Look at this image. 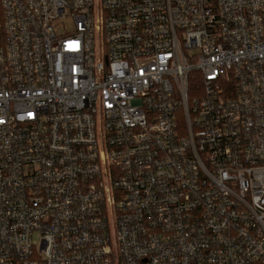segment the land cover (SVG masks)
I'll list each match as a JSON object with an SVG mask.
<instances>
[{
	"label": "built area",
	"instance_id": "2783aa9c",
	"mask_svg": "<svg viewBox=\"0 0 264 264\" xmlns=\"http://www.w3.org/2000/svg\"><path fill=\"white\" fill-rule=\"evenodd\" d=\"M0 264H264V0H0Z\"/></svg>",
	"mask_w": 264,
	"mask_h": 264
},
{
	"label": "rangeland",
	"instance_id": "374dc122",
	"mask_svg": "<svg viewBox=\"0 0 264 264\" xmlns=\"http://www.w3.org/2000/svg\"><path fill=\"white\" fill-rule=\"evenodd\" d=\"M67 25H69V22H66Z\"/></svg>",
	"mask_w": 264,
	"mask_h": 264
}]
</instances>
